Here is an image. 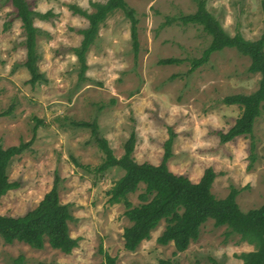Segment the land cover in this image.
<instances>
[{
    "label": "rangeland",
    "instance_id": "374dc122",
    "mask_svg": "<svg viewBox=\"0 0 264 264\" xmlns=\"http://www.w3.org/2000/svg\"><path fill=\"white\" fill-rule=\"evenodd\" d=\"M31 11L51 13L34 17L38 31L37 67L46 83L31 86L23 66L25 48L21 22L15 8L0 0V145L3 148L31 142L14 158L7 170L18 187L0 199V215L21 216L37 206L59 178V199L70 208L73 220L69 235L78 246L64 254L47 243L41 250L0 238V264L21 257L25 264H102L100 249L116 264H242L238 256L254 250L225 237V227L206 222L199 238L183 253L173 244L161 246L156 239L165 223L151 232L134 252L124 250L123 232L130 222L123 204L110 205L107 192L123 175L118 168L95 174L103 161L92 133L71 122H96L116 158L135 134L134 160L158 165L168 130L175 134L168 169L197 183L207 168L216 178L211 193L225 198L238 190L236 204L242 212L264 202V110L256 119L252 135L222 144L218 132L226 133L240 116L238 106L222 100L231 95H249L257 90L259 74L248 72L250 59L234 49L213 53L206 64L190 71L191 60L201 57L210 36L197 25L167 23L168 18L192 14L196 0H125L135 12L138 53L130 38V20L118 10L100 26L95 43L85 53L87 70L79 81L80 63L72 48L80 46L78 30L88 25L73 14V5L92 13L91 3L106 0H25ZM204 7L229 35L258 40L262 34V0H202ZM175 58L182 63L161 66L159 60ZM34 137V139H33ZM138 190L128 195L132 206L141 204Z\"/></svg>",
    "mask_w": 264,
    "mask_h": 264
},
{
    "label": "trees",
    "instance_id": "16d2710c",
    "mask_svg": "<svg viewBox=\"0 0 264 264\" xmlns=\"http://www.w3.org/2000/svg\"><path fill=\"white\" fill-rule=\"evenodd\" d=\"M16 10V15L21 22L23 33V46L25 48V62L23 66L29 73L28 84L46 83L44 75L40 73L37 63L39 55L36 49L38 31L34 27V17L47 19L51 13L38 14L31 11L25 0H7ZM197 1V0H196ZM94 11L87 13L76 6L68 8L73 14L84 17L87 27L78 30L82 36L79 47L72 48V52L80 63L79 81L84 80L87 70L85 53L92 46L99 33L100 26L108 16L120 10L130 20V38L135 54L138 53V33L135 12L129 9L125 0H106L105 2L91 3ZM263 30L260 38L255 41L245 40L240 34L229 36L220 23L206 11L204 2L197 1V10L188 15L168 18L167 23L178 22L184 26H200L208 36L210 44L198 59H192L193 71L206 64L209 57L224 49H234L239 54L250 59L248 72L259 74L260 80L256 91L249 95H231L222 100L226 106H238L240 116L226 132H218L222 144L229 143L239 137H250L257 118L264 110V0L261 2ZM182 63L180 59L167 58L158 61V65L169 66ZM10 111L0 113V118ZM71 126L87 128L91 131L98 148L103 153V161L94 168V173L103 175L110 169L118 168L123 175L114 183L107 192L110 205L123 204L126 208L124 216L130 226L124 229L122 238L124 250L134 252L141 242L150 239L151 232L156 230L161 222L165 227L156 239L161 246L173 244L175 253H183L191 242L197 241L202 226L209 220L215 227H225V237L238 236L239 242L254 246L251 252L242 253L238 258L242 264H264V202L256 209L242 212L236 204L238 190L231 188L229 194L223 199H216L211 193V186L216 178L215 172L207 168L197 183L191 182L187 177L175 175L168 169V160L171 158V146L175 134L168 130V139L164 142L162 160L158 165L137 163L132 154L136 144V137L131 133L124 143V153L116 158L107 140L99 135L98 125L95 121L71 122ZM34 139V137H33ZM32 142V141H31ZM20 143L17 146L3 148L0 145V199L8 191L18 187L17 183L9 181L7 170L14 158L28 150L30 143ZM59 178L54 177L53 185L48 193L36 207L24 215L13 217L0 215V238L5 244L13 242L23 243L35 250L44 248L45 243L54 250L70 254L77 246L79 239L69 235V222L73 220L70 208L61 204L59 199ZM144 186V191L138 196L141 204L132 206L127 197L135 193L139 186ZM102 264H116V259L105 253L102 248ZM212 264H221L211 260ZM12 264H25L21 257ZM45 264V263H39ZM159 264H175L169 260H160Z\"/></svg>",
    "mask_w": 264,
    "mask_h": 264
}]
</instances>
